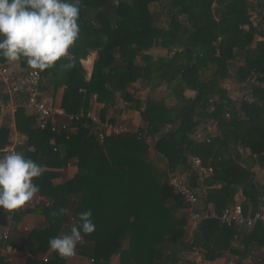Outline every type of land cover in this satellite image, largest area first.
I'll return each mask as SVG.
<instances>
[{
    "label": "trees",
    "instance_id": "16d2710c",
    "mask_svg": "<svg viewBox=\"0 0 264 264\" xmlns=\"http://www.w3.org/2000/svg\"><path fill=\"white\" fill-rule=\"evenodd\" d=\"M79 27L68 56L54 66L64 72L62 82H54L65 87L62 109L68 115L86 114L96 96L104 104V119L119 95L127 108L140 113L142 126L107 135L102 144L85 117L71 125L75 131L40 130L34 116L26 114V91L17 93L15 128L26 144L18 152L42 166L43 175L33 183L49 202L37 207L47 228L32 232L27 241L37 242L44 254L49 238L59 236L65 224L66 214L53 213L77 198V224L80 211L93 212L96 230L82 238L93 264H109L114 256L119 264H196L186 257L196 250L208 261L229 252L242 264L254 247L263 249L264 224L245 229L218 218L239 192L245 217L264 211V0H80ZM157 47L166 55L154 57L150 51ZM90 52H96V60L87 81L80 61ZM7 62L0 58L1 65ZM65 63L73 67L66 70ZM51 70L41 73L43 79ZM227 81L245 94L242 100L230 99L223 88ZM136 82L149 91L166 84L165 96L140 101L129 91ZM42 89L43 83L41 97ZM186 90L195 91V98H187ZM167 99L175 103L168 105ZM209 121L217 122L218 134L192 139ZM167 125L171 128L164 132ZM1 130L0 156L9 142ZM150 148L166 161L165 169L151 165ZM244 149L250 150L246 160L240 153ZM192 158L211 166L212 173L205 177L192 171ZM72 161L75 176L53 185L56 170ZM182 172L191 173L198 198L194 210L213 206L217 216L201 221L188 241L182 215L187 206L166 183L169 173ZM29 212L22 208L9 215L19 220ZM61 259L53 253L46 264ZM0 264L8 263L0 258ZM28 264L41 263L31 258Z\"/></svg>",
    "mask_w": 264,
    "mask_h": 264
},
{
    "label": "clouds",
    "instance_id": "9594fccd",
    "mask_svg": "<svg viewBox=\"0 0 264 264\" xmlns=\"http://www.w3.org/2000/svg\"><path fill=\"white\" fill-rule=\"evenodd\" d=\"M80 0H0V58L25 61L33 74L56 66L79 38ZM63 67L70 70L72 63ZM43 175L37 162L21 152L0 156V210L10 214L29 204L40 192L34 179ZM61 207L53 215H64ZM93 212L78 213V224L66 234L49 238L48 247L62 259L76 254L83 236L96 230Z\"/></svg>",
    "mask_w": 264,
    "mask_h": 264
},
{
    "label": "crops",
    "instance_id": "0c3cea01",
    "mask_svg": "<svg viewBox=\"0 0 264 264\" xmlns=\"http://www.w3.org/2000/svg\"><path fill=\"white\" fill-rule=\"evenodd\" d=\"M254 20V18H253ZM261 41V38L257 39ZM150 53L155 57L159 55H166L165 50L160 48H154ZM96 60V52H90V54L80 61L82 69L85 72V80H89L91 77L93 63ZM7 69L12 75L23 74L28 71V67L25 61H20L17 63L7 62L5 64ZM63 70L52 67L49 77L43 80V89L42 94L45 99L51 102L57 111L62 112L63 114H56L54 119L57 123H68V117L70 115L66 114L62 109V100L65 91L64 86L57 88L54 82L61 83L63 80ZM141 82H136L130 88V92H133L135 97L140 101L146 100L147 97L160 99L162 96H165L166 84L161 85L157 90L149 91L145 89ZM233 83L230 81L223 84V88H226L229 92V97L231 100L236 101V95L234 92H239L241 89L238 87V90L233 91L231 89ZM237 88V87H236ZM237 94V93H236ZM184 95L187 98L193 99L196 96L195 91L186 90ZM118 104L114 108H109L104 115V119H101V111L104 109V104H100L96 100V96H92L90 99L88 112L92 113L96 118H98L102 124H108L109 126H124L128 129V132H136L142 126L140 113L135 110L127 108L126 103L117 95ZM166 103L168 105H173L174 100L167 99ZM26 114L32 115L30 109L26 108ZM178 125V123L176 124ZM208 126L211 129L210 135L216 136L218 134V124L215 121H209ZM171 126L167 125L164 132L168 131ZM2 129V130H1ZM0 130L7 136L8 140L11 136L17 134L15 128V119L14 115L6 117L0 124ZM73 127L71 131H75ZM6 132V133H5ZM2 133V134H3ZM194 135H191V138ZM243 160H246L250 157V150L244 149L240 150ZM148 158L153 167L157 169H165L166 161L157 154L152 148L149 149ZM77 167L76 162L72 161L70 164L65 166L62 169L56 170L58 176L52 181L53 185L64 184L70 181L76 174ZM190 172H182L181 174H187ZM242 193L239 192L235 198V203L238 201L241 202ZM48 201L45 198H42L38 193L32 200V204H27L23 207L24 210L30 209L29 213H25L21 216L19 220L13 219L8 213L0 210V233L8 232V240L0 243V258L2 261L8 264H28V261L31 258L36 259L41 264H46L49 259H51L54 252L48 249L44 254L39 253L38 243L37 242H28L27 238L29 234L34 231H42L47 228V223L45 217L41 211L37 208L38 206L44 205ZM78 203L77 198L70 200L67 206V212L65 217V224L60 235L66 234L70 231L72 225L77 224L75 219V206ZM38 209V210H37ZM210 213H214V207L210 206L208 209ZM182 215H185L188 221V226L185 234V241L191 239L194 227L190 223L191 210L185 208L182 212ZM59 235V236H60ZM10 245L15 249V252H7L5 247ZM236 248V247H235ZM36 255V256H35ZM205 253L203 251L196 250L193 253L189 254L187 257L188 260L194 261L196 264H237L240 263V260L237 257L232 256L229 252L223 253L221 256L217 257L214 260H206L204 257ZM242 264H264V248L254 247L251 255L248 259L241 262ZM59 264H93V259L91 258V252L89 248L84 247L83 239L77 245L76 254L69 259H61ZM109 264H119V257L114 256L111 258Z\"/></svg>",
    "mask_w": 264,
    "mask_h": 264
},
{
    "label": "built area",
    "instance_id": "2783aa9c",
    "mask_svg": "<svg viewBox=\"0 0 264 264\" xmlns=\"http://www.w3.org/2000/svg\"><path fill=\"white\" fill-rule=\"evenodd\" d=\"M43 80L42 74L39 73L34 75L32 69H29L23 74L12 75L5 65L0 64V124L6 117L15 114L18 106L14 101V97L17 93L24 90L27 93L26 108L30 109L31 114L35 118V125L40 130L49 129L54 133L65 132L71 130L72 124L85 117L94 123L96 138L99 144L103 143L104 138L107 135H121L128 132V129L124 126H109L108 124H102L98 118L89 112L86 114L80 113L79 115H70L68 117V123H57L54 119L55 115H62L63 113L57 111L51 102L41 97L39 89ZM226 117H229V115L226 114ZM210 133L211 129L207 126L204 131H198L195 133L193 138L195 141L200 142L205 140ZM8 141V144L1 151L2 156L11 152H18V149L23 148L26 145L25 138L19 134L11 136ZM54 151H57V149H54ZM191 163L192 171L199 173L201 176L206 177L212 173V167L202 166V163L198 158L192 159ZM190 177L191 173H169L167 175L166 183L176 195L182 198L187 208L191 210L190 223L195 228L201 221L209 218H217V216L209 211L200 212L194 210L198 203V198L190 186ZM30 204H32V201ZM44 205L49 206V202L46 201ZM218 219L223 225L230 226L235 224L239 227L250 229L258 222L264 224V212L255 213L252 216L249 215L245 217L243 215L241 202L238 201ZM8 238V232L0 233V243L8 240ZM5 250L9 253L15 252V249L10 245H7Z\"/></svg>",
    "mask_w": 264,
    "mask_h": 264
},
{
    "label": "rangeland",
    "instance_id": "374dc122",
    "mask_svg": "<svg viewBox=\"0 0 264 264\" xmlns=\"http://www.w3.org/2000/svg\"><path fill=\"white\" fill-rule=\"evenodd\" d=\"M255 19V18H254ZM260 39V37H258V36H255V42H257L258 40L257 39ZM225 84V83H224ZM237 87V88H236ZM231 89L233 90V91H236V90H238V86H236V85H232V87H231ZM229 93V92H228ZM235 93V95H236V101L237 102H239L240 100H242L244 97H245V94L242 92V91H239V92H234ZM237 93V94H236ZM210 136H212V135H210ZM192 139H194L193 137H192ZM195 140V139H194ZM192 159H194V158H192ZM191 159V160H192ZM192 164V163H191ZM244 199V197H242L241 196V201ZM236 204V203H235ZM264 212V211H263Z\"/></svg>",
    "mask_w": 264,
    "mask_h": 264
}]
</instances>
